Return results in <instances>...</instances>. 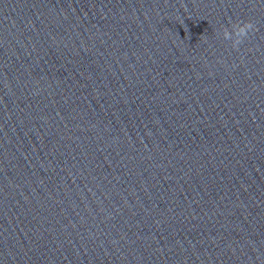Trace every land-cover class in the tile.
<instances>
[{
	"label": "clouds",
	"instance_id": "obj_1",
	"mask_svg": "<svg viewBox=\"0 0 264 264\" xmlns=\"http://www.w3.org/2000/svg\"><path fill=\"white\" fill-rule=\"evenodd\" d=\"M257 30L256 25L250 21L237 20L230 27L222 26L221 34L224 40L231 41V47L239 50L240 45L249 37V34Z\"/></svg>",
	"mask_w": 264,
	"mask_h": 264
}]
</instances>
